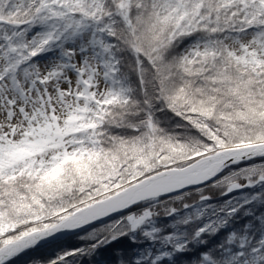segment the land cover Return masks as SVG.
<instances>
[{"label":"snow or ice","instance_id":"1","mask_svg":"<svg viewBox=\"0 0 264 264\" xmlns=\"http://www.w3.org/2000/svg\"><path fill=\"white\" fill-rule=\"evenodd\" d=\"M0 264H264V0H0Z\"/></svg>","mask_w":264,"mask_h":264}]
</instances>
